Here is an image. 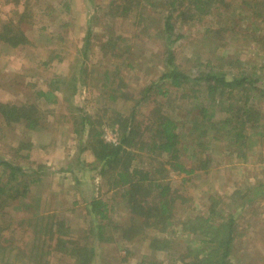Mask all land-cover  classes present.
I'll return each mask as SVG.
<instances>
[{"label": "rangeland", "instance_id": "rangeland-1", "mask_svg": "<svg viewBox=\"0 0 264 264\" xmlns=\"http://www.w3.org/2000/svg\"><path fill=\"white\" fill-rule=\"evenodd\" d=\"M232 1L234 8L230 11L220 14L221 9H213L197 22L176 23V29L184 35L174 46L176 64L191 77L201 72H225L230 77L244 70L255 80L252 86L264 91V0H250L245 6H242L243 0ZM112 2L0 0V34L3 32L0 37V102L33 104L42 115L40 127L35 131H27L24 124H8L0 118V157L14 165L40 172L37 174L40 180L30 185L26 198L11 200L8 206L7 203L3 209L0 208V264L72 262L64 256L57 259L46 254L48 234L44 230L40 233L30 230V222L25 220L29 212L67 217L72 236L81 245L96 247L91 264H139L147 252V239L132 243L123 240L119 226H124L129 216L124 202L112 199L113 192L108 189L107 179L88 150L87 135L82 139L74 132L80 116L94 113L102 100L107 104L111 93V87L104 91L96 87L97 82L100 85L103 81L101 73L94 77L95 67L100 66L104 72L108 68L113 70V62L119 64L122 70L125 69L120 83L126 87L121 91L136 97L140 95L141 87L162 71V39L156 35H135L136 27L131 26L129 17L125 21L108 12ZM5 25L23 30L27 44L12 47L4 41ZM88 31L91 37L84 60ZM82 61L85 62L86 73L80 67ZM79 75L81 78L88 75V78L80 81L73 93L72 85ZM55 80L69 83L59 84L61 90H55L57 103L38 99L36 92L55 87L58 84ZM115 86L112 84L114 89ZM248 94V106L254 104L255 108H260L264 117V95L260 96L252 88ZM171 95L175 96L174 93ZM200 96L203 98L202 107L207 108L204 128L209 129L206 135H202L205 137L202 141H211L210 148L206 146L200 155L205 158L209 154L215 163L210 164L208 171L197 169L196 173L186 177V181L182 180L183 174L171 175L172 171H165L159 177L169 181L173 192L185 201L177 200L182 211H177L173 224L160 235L167 237V248L160 247L154 256L163 264H184V260L191 259L187 256L188 245L195 247L198 241L191 231L182 229V223L199 212L205 217L210 209H214L217 224H227L228 215L234 210L236 219L229 264H264V207L250 205L241 212L240 203L247 192H232L238 185L246 186L253 177H264V127L253 128L250 123H245L247 148L233 153V149L230 151L228 147L229 138H225L229 125L223 124L228 117L225 106L231 101L225 100L224 96H216L217 101L213 102V97L207 95L204 88ZM116 101V105H107H111L113 111L127 114L130 100L122 98ZM181 104L190 110L186 139L183 140L193 144V128L202 120L201 114L197 120L194 117L201 105L196 102V107L191 109L187 100ZM146 114L147 110H142L139 118ZM210 123L214 124L213 130L209 128ZM101 129L104 140L119 142L120 134L116 128L107 124ZM182 147L184 156L188 155L186 143ZM237 154L245 157H237ZM195 161L196 158H185L189 165H197ZM142 166L146 167L145 164ZM92 197L102 198L113 206L110 221L118 228L113 225L106 229L107 236L112 235L114 245L109 247L112 245L107 243L106 248H109H105L106 251L101 244L92 245L95 232L86 210Z\"/></svg>", "mask_w": 264, "mask_h": 264}, {"label": "trees", "instance_id": "trees-1", "mask_svg": "<svg viewBox=\"0 0 264 264\" xmlns=\"http://www.w3.org/2000/svg\"><path fill=\"white\" fill-rule=\"evenodd\" d=\"M249 1L243 0L242 6H245ZM233 2L232 0H113L109 6V13L117 15L125 21L128 20V17L130 18L131 26L136 27L135 35L138 36L139 33L141 37L156 35L162 39L164 56L163 60H160L163 65L162 71L144 84L139 91L140 95L136 97L134 94L129 95L126 94L127 92L121 91L126 87V85H122L124 83H120L122 80L120 76L125 69L122 70L119 64L113 62L112 71L108 68L102 72L100 66L95 67L94 77L97 78L98 73H101L103 81V84L100 83V85L97 82L96 87L101 88L102 91L111 87L107 104H115L116 100L122 98L129 99L131 103L127 114H124L113 111L111 105H107L102 100L103 103L97 107L94 113L80 116L81 120L74 128V132L82 139L83 135H87L88 150L95 161L99 163L101 174L107 179L108 189L113 192L112 199L118 198L124 202L129 216L124 226H119L123 240L130 243L138 242L137 240L140 239L148 241L147 248L150 251L144 255L139 264H163L154 256L157 250L161 249L160 247H166L167 237L160 235L164 234L168 226L173 224L177 211L181 210L178 208L181 206L180 201L177 204V200L185 201L180 195L173 192L169 181H163V178L159 177H162L165 171H172L174 173L171 175L183 174L182 180L186 181V177L196 173L197 169H207L206 171H208L211 168L210 164L215 163V159L209 154L205 158L200 155L203 154L206 146L209 149L211 144L210 139L202 141L205 138H202V135H206L209 130L204 128L207 108L201 105L203 98L200 96V92L202 88L205 89L207 95L213 97V102L217 101L218 96H224L225 100L231 101L225 106L228 117L224 119L223 124L229 125L225 131V138H229L228 147L230 151L233 149V153L238 149L247 148L248 136L245 123H250L253 128L260 125L264 127L261 109L255 108L254 104L248 106V93L251 88L260 96L264 95L261 88L252 86L255 80L251 74L240 70L230 77L225 72H201L199 75L191 77L176 64L174 46L184 36L176 29V23L197 22L209 15L213 9H221L219 12L222 14L223 11H230L234 8ZM242 6H238V8L242 9ZM132 14H134V18H132ZM3 28L5 31L3 39L12 47L27 44L28 40L23 30L8 25ZM153 32L155 33L153 34ZM85 37L84 60L87 58L91 32L88 31ZM84 64V61L80 62V67H83L82 72L86 73ZM86 78L88 75L87 77L82 76V78L79 75L72 85L73 93L76 92L78 83L86 81ZM191 81L193 84L190 83ZM54 82L58 84L55 87H50L48 91H37V98H43L48 103H57L55 90H61L58 87L59 84L68 82L61 80ZM114 83L115 89L112 87ZM173 93L175 96L171 95ZM242 99H244L243 104H241ZM186 100L191 109L196 107V102L200 103L199 106L201 105L197 116L194 117L197 120L201 114L202 120L195 122L193 144L183 140L186 139L188 111L190 110L185 106L182 107L181 102ZM144 109L147 110V114L140 119L139 116L142 115ZM0 118L8 124H24L27 131H35L40 127L42 115L37 106L33 104L17 105L0 102ZM233 121L236 126H232ZM107 124L119 131L120 140L118 143L102 138L101 126ZM209 128L213 130L214 124L210 123ZM183 143H186V151L189 152L185 156ZM194 157L197 160L195 161L196 164L198 163L197 165H189L185 162V158L195 159ZM237 157L244 158L245 156L237 154ZM143 164L146 165L145 168L142 166ZM39 173L38 170L14 165L0 157V208L3 209L7 203L8 206L11 200L26 198L30 185L40 180L37 175ZM112 209V204L98 197H92L86 207L87 214L91 217L92 230L95 232L92 237V245L101 244L104 251L114 246L111 241L112 235L109 237L106 234V229L115 225L110 221ZM6 213L8 212L6 211ZM214 213L216 211L210 209L208 215L202 217L199 212L189 218L186 223H182V229L191 231L198 241L195 247L188 245L187 256H190L191 259L184 260V264H229L228 259L234 233V213L228 215L229 223L227 224H217V214ZM28 216L26 217L28 219L25 220H29L32 232L40 233L44 230L48 234L49 243L46 254H51L57 259L60 256L67 257L72 260V262L68 260V264H91L96 247L89 248L86 245H81L77 238L72 236L67 217L55 213L40 215L30 212ZM35 220H38L37 222L40 224L38 225ZM113 227L118 228L116 225ZM37 239L40 240L38 236ZM107 243L112 246L106 248Z\"/></svg>", "mask_w": 264, "mask_h": 264}, {"label": "crops", "instance_id": "crops-1", "mask_svg": "<svg viewBox=\"0 0 264 264\" xmlns=\"http://www.w3.org/2000/svg\"><path fill=\"white\" fill-rule=\"evenodd\" d=\"M243 185L244 184H242L241 186L238 185L236 188H234L232 190V192L235 190L234 193L237 192V191H238V193H239V191H243L245 193L247 192L246 197H243V201L240 203V211L243 212V211L247 210V207L250 206V205L260 206V207L263 206L264 207V201H263L264 199L262 197V196H264V188H263L264 187L263 186L264 185V177H262L260 179H259V177H257V178L253 177V178H251L250 180L247 181L246 186L243 187ZM229 199L232 200L230 197H229ZM253 208H255V207H253ZM262 211L264 212L263 209H262ZM230 213L233 214V213H235V211L233 210ZM235 219L236 218L234 216V221H235ZM149 251L150 250L147 248V252L146 253H149ZM104 253H106V252H104Z\"/></svg>", "mask_w": 264, "mask_h": 264}]
</instances>
